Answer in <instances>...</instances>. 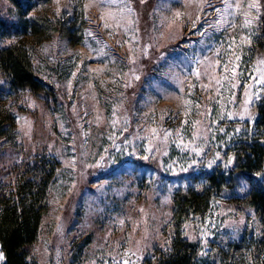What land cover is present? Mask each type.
<instances>
[{"label":"rangeland","instance_id":"1","mask_svg":"<svg viewBox=\"0 0 264 264\" xmlns=\"http://www.w3.org/2000/svg\"><path fill=\"white\" fill-rule=\"evenodd\" d=\"M26 6L0 0V16L56 24L38 34L23 28L2 43L26 39L37 76L54 94L18 102L16 139L0 140V184L37 154L61 164L32 255L38 264H147L177 231L175 195L234 168V145L256 122L264 0ZM250 187L239 178L205 217L183 222L202 255L214 242L260 231L254 210L229 200Z\"/></svg>","mask_w":264,"mask_h":264},{"label":"trees","instance_id":"2","mask_svg":"<svg viewBox=\"0 0 264 264\" xmlns=\"http://www.w3.org/2000/svg\"><path fill=\"white\" fill-rule=\"evenodd\" d=\"M11 1L17 6L27 5L30 10L52 0ZM54 24L56 22L49 17L38 16L33 21L21 23L0 16V73L4 76L0 85V140L14 143L17 104L24 94L44 95L46 99L54 94V89L37 76L26 39L2 42L7 35L19 34L23 28L38 34ZM263 43L264 27L255 45L262 48ZM233 151L236 157L234 168L227 172L215 170L207 174L202 188L187 189L175 195L177 231L170 245L166 249H157L155 258L148 260L147 264H264V98L258 105L254 126L235 143ZM60 165L52 155L37 154L15 166L13 182L0 184L2 264H38L31 249L42 235L45 216L50 209L51 189ZM239 178L250 182V190L243 197H229V200L248 204L258 217L260 231L249 230L240 239L214 242L212 251L205 257L200 243L187 238L180 227L192 215L205 217L216 199L228 198L223 196L238 184Z\"/></svg>","mask_w":264,"mask_h":264}]
</instances>
